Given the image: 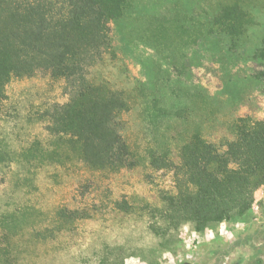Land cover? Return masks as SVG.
Listing matches in <instances>:
<instances>
[{
	"label": "rangeland",
	"instance_id": "374dc122",
	"mask_svg": "<svg viewBox=\"0 0 264 264\" xmlns=\"http://www.w3.org/2000/svg\"><path fill=\"white\" fill-rule=\"evenodd\" d=\"M109 26L85 74L126 101L127 161L94 169L68 135L49 132L52 105L68 100L63 78L11 77L0 104V264H264L263 184L245 219L202 230L168 201L192 135L224 150L238 118L264 119V0H127Z\"/></svg>",
	"mask_w": 264,
	"mask_h": 264
},
{
	"label": "trees",
	"instance_id": "16d2710c",
	"mask_svg": "<svg viewBox=\"0 0 264 264\" xmlns=\"http://www.w3.org/2000/svg\"><path fill=\"white\" fill-rule=\"evenodd\" d=\"M126 1L0 0V104L11 77L41 70L63 78L68 100L52 105L48 130L68 135L94 169L122 167L129 154L117 120L126 101L85 74L110 44L109 24L121 18ZM234 135L224 150L198 134L181 147L178 192L168 201L197 230L245 219L254 188L264 185V119L238 118Z\"/></svg>",
	"mask_w": 264,
	"mask_h": 264
},
{
	"label": "water",
	"instance_id": "95a60500",
	"mask_svg": "<svg viewBox=\"0 0 264 264\" xmlns=\"http://www.w3.org/2000/svg\"><path fill=\"white\" fill-rule=\"evenodd\" d=\"M182 264H192L191 262H188V261H186V262H183Z\"/></svg>",
	"mask_w": 264,
	"mask_h": 264
},
{
	"label": "built area",
	"instance_id": "2783aa9c",
	"mask_svg": "<svg viewBox=\"0 0 264 264\" xmlns=\"http://www.w3.org/2000/svg\"><path fill=\"white\" fill-rule=\"evenodd\" d=\"M223 230H224L223 228H220V233L223 232Z\"/></svg>",
	"mask_w": 264,
	"mask_h": 264
}]
</instances>
